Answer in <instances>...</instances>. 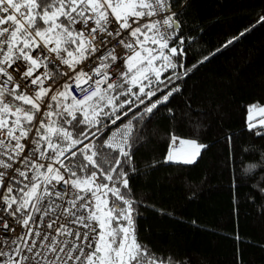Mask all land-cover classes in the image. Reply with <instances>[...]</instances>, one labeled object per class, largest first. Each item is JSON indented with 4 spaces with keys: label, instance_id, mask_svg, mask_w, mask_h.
I'll list each match as a JSON object with an SVG mask.
<instances>
[{
    "label": "snow or ice",
    "instance_id": "6c2138e0",
    "mask_svg": "<svg viewBox=\"0 0 264 264\" xmlns=\"http://www.w3.org/2000/svg\"><path fill=\"white\" fill-rule=\"evenodd\" d=\"M176 17L171 0H0V264H170L138 235L126 167L134 121L191 71ZM246 126L264 136V106ZM205 147L172 135L166 161Z\"/></svg>",
    "mask_w": 264,
    "mask_h": 264
},
{
    "label": "trees",
    "instance_id": "16d2710c",
    "mask_svg": "<svg viewBox=\"0 0 264 264\" xmlns=\"http://www.w3.org/2000/svg\"><path fill=\"white\" fill-rule=\"evenodd\" d=\"M171 11L191 71L134 121L138 235L170 264H264V136L246 126L248 107L264 106V0H171ZM172 135L206 145L194 164L166 161Z\"/></svg>",
    "mask_w": 264,
    "mask_h": 264
},
{
    "label": "built area",
    "instance_id": "2783aa9c",
    "mask_svg": "<svg viewBox=\"0 0 264 264\" xmlns=\"http://www.w3.org/2000/svg\"><path fill=\"white\" fill-rule=\"evenodd\" d=\"M171 13H173L172 11H171ZM155 19H160V17L158 16V17H155ZM114 27H115V25H113ZM109 39H111V38H109ZM118 39V38H117ZM113 42V44L115 45V47L117 48V50H121V46L118 44V43H116V41L115 40H113L112 41ZM42 71V70H41ZM92 89L91 88H89L88 89V91L87 92H85L83 95H87L88 94V92H90ZM32 91V89L30 88L29 89V92H31ZM79 98H83V96L82 95H80L79 96ZM10 222H12L11 221V217H8L7 218ZM2 228H3V224L2 223H0V230H2Z\"/></svg>",
    "mask_w": 264,
    "mask_h": 264
},
{
    "label": "rangeland",
    "instance_id": "374dc122",
    "mask_svg": "<svg viewBox=\"0 0 264 264\" xmlns=\"http://www.w3.org/2000/svg\"><path fill=\"white\" fill-rule=\"evenodd\" d=\"M254 116H258L259 114L258 113H253ZM171 163H176V164H179V162H171ZM180 164H183V163H180Z\"/></svg>",
    "mask_w": 264,
    "mask_h": 264
},
{
    "label": "clouds",
    "instance_id": "9594fccd",
    "mask_svg": "<svg viewBox=\"0 0 264 264\" xmlns=\"http://www.w3.org/2000/svg\"><path fill=\"white\" fill-rule=\"evenodd\" d=\"M248 167H254V165H251V164H250Z\"/></svg>",
    "mask_w": 264,
    "mask_h": 264
}]
</instances>
